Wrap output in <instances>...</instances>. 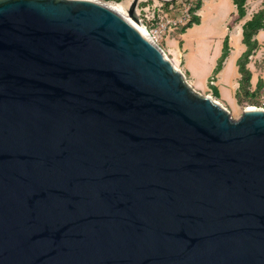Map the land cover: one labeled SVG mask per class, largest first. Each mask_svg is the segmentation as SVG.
Returning a JSON list of instances; mask_svg holds the SVG:
<instances>
[{
	"label": "water",
	"instance_id": "water-1",
	"mask_svg": "<svg viewBox=\"0 0 264 264\" xmlns=\"http://www.w3.org/2000/svg\"><path fill=\"white\" fill-rule=\"evenodd\" d=\"M105 4L0 0V264H264V110Z\"/></svg>",
	"mask_w": 264,
	"mask_h": 264
},
{
	"label": "rangeland",
	"instance_id": "rangeland-1",
	"mask_svg": "<svg viewBox=\"0 0 264 264\" xmlns=\"http://www.w3.org/2000/svg\"><path fill=\"white\" fill-rule=\"evenodd\" d=\"M98 1L115 6L120 5L122 6V8L124 7L123 9L127 10L125 12H127L126 15L128 17V9L131 3L133 2V0H123L120 3L116 1ZM236 1L241 0H230L231 11H233L231 15H227V13L224 14L223 12H221L219 8L222 7V3L218 2V5H216V7H214L213 10L210 11L208 17L204 15V13L202 14L201 12L203 4L207 3L208 0H193L191 2H184V6L182 9H174L173 14L175 15H173V17L184 19L187 14V11L189 12L190 17L187 21L184 22L182 26H180L176 31H173L168 34L163 40L157 43V45L163 50V52L166 54L168 59L171 60L175 67L185 75L187 81L190 84H192L191 78L185 70L184 57L186 56L187 52H191V48L189 50H186V44L184 45L182 37L185 38L187 36L186 33L191 32L192 29L194 30L195 26L198 25H194L191 29H187L185 33H183L182 29L186 27L187 23L191 19V10H193L196 17H199L200 19L201 26L199 28V31L203 30L205 34H210L211 37L208 39V42H216V48H218L220 45L219 39L222 38V40L224 41V39L228 36L230 48L231 50H235L234 55H236L238 53V47H244L245 51L247 50V47L243 42L245 26L256 15L264 11V0H245L244 5L246 10V16L241 19L238 18V8L236 5ZM198 2H200L199 7L197 6ZM161 3L164 4L163 10H165L167 15L169 16L168 10L170 11L173 6H169L168 9L167 4L172 3V0H142L140 4V9L150 8V11L153 12V8L155 7V5H159ZM220 34H222L221 37ZM195 40L198 41V39ZM253 40L257 41V45L249 59L248 64V68L252 73L251 84L247 86H244L242 84V76L239 71H235V65L233 64V62H230L226 70V74L233 76L235 75L233 81L235 87L234 92L236 94L235 103L230 104L229 106L224 105L219 96H216L213 91L197 90L202 95L210 96L214 100L221 102L230 111V115L234 120H239L242 117L244 111L248 108L264 110V86L260 90H257V86L260 81L264 85V29L259 30L254 36ZM206 65H200L201 69L199 73L200 75L197 78L198 80H201L202 75L207 72L208 67ZM216 65L217 60L216 64L214 65V68ZM212 76L213 74L211 75V77ZM211 77L209 78V87H211ZM237 94H239V97H237Z\"/></svg>",
	"mask_w": 264,
	"mask_h": 264
},
{
	"label": "crops",
	"instance_id": "crops-1",
	"mask_svg": "<svg viewBox=\"0 0 264 264\" xmlns=\"http://www.w3.org/2000/svg\"><path fill=\"white\" fill-rule=\"evenodd\" d=\"M222 3V7L219 8L221 12L227 15H231L233 11H231L230 0H208L207 3L203 4L202 14L208 17L211 10H213L218 3ZM218 10V11H219ZM201 25L195 26L194 30L186 33V37H182L184 45L186 44V50L191 48V52H187L184 57V67L186 72L191 78V83L196 90H208L212 91L209 87V78L213 74L214 65L216 64V60L222 55V43L223 40L220 38V45L218 48L216 42L209 43L208 39L211 37L210 34H205L203 30L199 31ZM198 30V31H197ZM222 34H220V37ZM195 39H198L196 41ZM188 48V49H187ZM245 52L244 47H238V53L235 54V50H231L228 58L224 63V67L222 71L218 74L216 81L213 82L214 88L217 90L219 98L222 100L224 105L229 106L236 102V94L234 92V77L235 75L226 74V70L230 62H233L235 65V71L238 72L237 62L242 54ZM206 65L208 70L206 73L202 75V79L198 80L200 73V65ZM216 67V66H215ZM214 68V69H213Z\"/></svg>",
	"mask_w": 264,
	"mask_h": 264
},
{
	"label": "trees",
	"instance_id": "trees-1",
	"mask_svg": "<svg viewBox=\"0 0 264 264\" xmlns=\"http://www.w3.org/2000/svg\"><path fill=\"white\" fill-rule=\"evenodd\" d=\"M105 2H110V1H116L118 3L122 2L123 0H103ZM193 0H172V3H168V9L169 6H173L172 9L169 12V16L173 17V11L176 8H183L184 6V2H191ZM245 0H241V1H236V5L238 8V18H244L246 16V10H245ZM200 2L197 3V6L199 7ZM200 19L199 17H196V15L194 14V11L191 10V19L190 21L187 23L186 27H184L182 29L183 33L186 32L187 29H191L194 25H200ZM261 29H264V11H262L261 13H259L258 15H256L246 26L244 29V44L247 47V50L242 54V56L239 58L238 62H237V66H238V71L242 76V84L244 86L250 85L251 84V79H252V73L250 71V69L248 68V64H249V59L251 57V55L253 54L256 45H257V41L253 40L254 36L257 34V32ZM231 52V48L229 45V37L227 36L224 41H223V47H222V55L221 57L218 59L217 61V65L213 71V76L211 77V89L212 91L216 94V96L218 95L217 90L214 88L213 83L214 81H216L218 74L222 71L223 67H224V63L226 61V59L228 58L229 54ZM264 85L261 83L258 84L257 86V90H260ZM237 97H239V94H237Z\"/></svg>",
	"mask_w": 264,
	"mask_h": 264
},
{
	"label": "built area",
	"instance_id": "built-area-1",
	"mask_svg": "<svg viewBox=\"0 0 264 264\" xmlns=\"http://www.w3.org/2000/svg\"><path fill=\"white\" fill-rule=\"evenodd\" d=\"M163 7L164 4L161 3L155 5L153 12L150 11V8L139 10L141 25L145 29L147 37L156 44L171 32L176 31L190 17L188 11L184 19L170 17Z\"/></svg>",
	"mask_w": 264,
	"mask_h": 264
},
{
	"label": "bare ground",
	"instance_id": "bare-ground-1",
	"mask_svg": "<svg viewBox=\"0 0 264 264\" xmlns=\"http://www.w3.org/2000/svg\"><path fill=\"white\" fill-rule=\"evenodd\" d=\"M105 5L108 8H110L111 10H113V11L117 12L118 14H120L124 19L129 21L138 31H140L143 35H145L147 37V33H146L145 29L142 27V25L141 26H139L137 24L134 25V22L130 21L129 17L126 15L127 12H125L127 10L123 9L124 7L122 8V6H120V5H118V6L110 5V4H105Z\"/></svg>",
	"mask_w": 264,
	"mask_h": 264
}]
</instances>
